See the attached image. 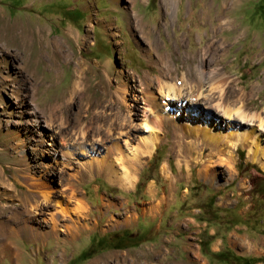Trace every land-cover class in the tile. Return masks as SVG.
Listing matches in <instances>:
<instances>
[{
	"label": "rangeland",
	"instance_id": "obj_1",
	"mask_svg": "<svg viewBox=\"0 0 264 264\" xmlns=\"http://www.w3.org/2000/svg\"><path fill=\"white\" fill-rule=\"evenodd\" d=\"M217 16L231 22L220 25ZM0 18L45 30L24 65L16 41L0 42V219L25 229L19 226L32 214L39 198L33 182L40 181L49 192L46 211L67 209L57 212L59 229L80 216L83 201L89 225L70 237L61 230L45 238L17 232L6 237L12 242L0 251V264H131L132 258L133 264H264V171L245 149L235 148L233 169L213 156L212 182L190 156L189 166L178 162L170 137L145 158L134 188L79 165L102 161L118 130L139 145V120L129 118L119 96L126 87V102L133 104L131 87L145 71L156 72L148 62L152 50L155 60L163 53L178 67L205 55V69L223 70L229 85L254 86L249 105L264 116V0H0ZM32 105L52 115L58 136L34 126ZM193 109L203 118L214 110ZM81 122L102 139L90 135L69 146ZM59 135L70 159L58 149ZM165 163L174 183L163 173ZM151 183L155 196L147 192ZM153 200L161 201L155 214ZM130 212L135 216L125 224ZM32 225L50 230L44 221ZM125 253V260L117 257Z\"/></svg>",
	"mask_w": 264,
	"mask_h": 264
},
{
	"label": "bare ground",
	"instance_id": "obj_2",
	"mask_svg": "<svg viewBox=\"0 0 264 264\" xmlns=\"http://www.w3.org/2000/svg\"><path fill=\"white\" fill-rule=\"evenodd\" d=\"M217 19L220 25L225 22H231L229 16H217ZM3 22V18H0V42L16 41L22 51V64H26L30 58V47L36 37L42 39V33L45 31L44 28L37 25L33 29V27H27V25L23 24L8 26V23ZM206 47L211 46L207 44ZM153 52V50L150 52L148 62L151 67H156V72L145 71L137 79L138 83L134 87H131L134 91L132 95L133 104L126 102V87L125 89L123 88L120 92L121 96H119L121 101L126 105L129 118L139 120V125L137 124L138 127L136 126L139 134V137L137 136L139 145L137 147L131 145L129 141L132 137L126 135L124 131L118 130L116 134H110V136L113 135L111 138L114 141L107 147L102 161L98 158H92L85 163L82 162L83 164L79 162L82 170L87 169L91 174L94 168L98 174L104 172L110 182L117 183L124 189L134 188L139 179L137 171H139V167L143 166L145 158L151 157L159 144L170 140V137L172 140L170 147H176L175 150L179 156L178 162L181 163L182 160L189 166L188 157L190 156L191 161L201 165L199 173L208 182H212V176L216 173L211 165L215 161V159L212 160V157L217 156V162L224 161L225 164L233 169L236 161L235 148L237 146L245 149L247 157L251 161L259 163L264 171V116L258 111H252L249 105L254 86L249 90H245L240 86L235 88L234 85H229L228 82L231 81H228V78L225 76L226 72L217 68L205 69V55L198 63H194V57L190 56V58L183 60L182 65L178 67L169 59L170 57L168 59L164 58L165 55L163 53H160V59L155 60ZM73 83L74 81L72 82L71 89L74 86ZM226 84L228 85L226 86ZM140 101H142V106L139 105ZM201 105L214 109L213 111L208 110L210 115L212 114V119L207 116L209 113L206 114V118H203L200 113L193 109L194 107H201ZM184 107L188 109L189 113H183ZM141 108L143 110L142 115L139 114ZM27 112L32 116L34 120L33 124L36 128L49 127L52 130L51 134L54 135L53 138L60 134V130H57V127L54 125L52 115L46 116L38 111L35 105L30 106ZM127 132L129 131L127 130ZM90 135L97 138L92 139L91 136L92 140L102 139L98 133L95 135L90 134L87 124L85 125L81 122L72 133L71 136L74 139L71 138V141H68L70 142L69 146L74 142H84ZM121 135L127 137L123 139L124 142H121ZM59 136L61 145H58V149L62 147V157L70 159L72 157L71 149L65 146L67 141L62 137L63 134ZM53 144L55 145L57 142ZM58 149L56 148V151ZM205 150H209V153L206 155H204ZM162 169L164 175H167L171 182L174 183L176 180L170 174L166 163L163 164ZM82 170L79 169V173ZM39 182H33L34 187L39 190V198L34 199L31 205L32 214L21 221V225L19 226L25 229H17L10 224L9 220L0 219V251L9 248L12 242H6V237L14 235L17 232L19 234L29 232L31 236L36 238H45L50 234L57 236L59 230H61L66 236L70 237L89 227L88 223L84 222L88 209L87 203L83 201L77 204L78 206L76 205L79 208L80 216L76 220L68 219L69 222L63 225V229H59L61 224L57 212L66 213L67 209L59 206L60 209L57 208L58 211H46L45 206L49 203V192L44 188V184ZM147 192L155 196L157 190L154 183L148 186ZM109 205L107 204V206ZM160 206V200H153L149 207V212L155 214ZM85 209L86 211H84ZM40 210L41 212H39ZM83 211L85 215H82L84 214ZM131 216L133 217L135 214L130 212L129 216L124 217L125 224L129 223ZM41 221L50 225L49 231L45 232L33 227L32 222L41 223ZM236 239L239 238L235 237L232 241H236ZM243 243H246L248 246L251 245L247 241H243ZM117 255V257H122L125 260L126 253ZM134 260L133 258L131 259V264H133Z\"/></svg>",
	"mask_w": 264,
	"mask_h": 264
}]
</instances>
